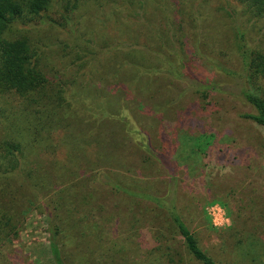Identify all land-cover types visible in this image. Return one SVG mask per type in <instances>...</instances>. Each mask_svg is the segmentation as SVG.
Wrapping results in <instances>:
<instances>
[{
    "label": "trees",
    "instance_id": "16d2710c",
    "mask_svg": "<svg viewBox=\"0 0 264 264\" xmlns=\"http://www.w3.org/2000/svg\"><path fill=\"white\" fill-rule=\"evenodd\" d=\"M86 1L0 0V250L18 238L27 218L26 210L41 212L43 207H50L51 252L56 264H69L61 253L63 242L59 237H68L73 231L82 236L73 217L90 212L101 188L98 193L104 191L109 201L115 194L125 195L129 200H152L170 219L172 229L182 237L194 259L201 264H218L200 246L183 219L177 204L176 175L169 177L170 189L165 196L148 193L144 185L145 170L159 166L170 172L171 165L165 154L154 149V140L146 130L159 119L154 118L152 126L148 125L143 117L149 116L137 112L147 105L142 103L143 107L135 108L136 100L128 103L126 99L132 91V94H141L145 104L154 76L167 72L174 79H183V64L167 57H160L156 65L147 63L145 53L150 52L148 47H153L149 37L145 39L142 33L130 28L118 29V22L103 27L112 32L110 37L103 38L105 45L99 50L89 49L90 40L100 38L89 39L82 33V23L76 13ZM171 1L168 5L173 4ZM189 1L180 0L181 9L177 10L184 16L183 22L159 16L157 19L161 18L163 25L154 29L149 25V14L164 12V8L151 7L148 0H121V3L129 4L126 8L130 13L142 11L141 17L148 20L147 33L158 29L165 34L172 26L175 34L178 31L177 35L173 33V38L179 42L176 36L181 24L187 25L189 20V27L194 26L192 16L196 3ZM234 2L233 5L224 3L222 8L227 10L225 4H229L231 16L237 14L244 18L235 25L232 22L231 29L235 32L241 77L250 87L242 89L240 96L254 110L242 117L252 120L264 131V48L249 46L241 30L243 22L255 25L264 17V0ZM55 33L57 37L65 36L58 44L53 40ZM101 43L96 42L98 46ZM117 47L128 54L137 53L138 58L135 59V53L134 57H122L116 66L119 76L111 79L106 57L110 49ZM47 48H50L49 55ZM178 49L177 56L182 54ZM104 86L108 89H101ZM195 91L202 97L207 96L204 90ZM165 106L158 103L154 108L165 110ZM202 136L209 140L214 135ZM125 141H130L139 155L141 168L137 175L132 174L131 168L123 172L124 168L120 167L125 160L117 152ZM198 148L201 150V144ZM163 255L174 261L170 252ZM155 261L162 264L158 259Z\"/></svg>",
    "mask_w": 264,
    "mask_h": 264
},
{
    "label": "rangeland",
    "instance_id": "374dc122",
    "mask_svg": "<svg viewBox=\"0 0 264 264\" xmlns=\"http://www.w3.org/2000/svg\"><path fill=\"white\" fill-rule=\"evenodd\" d=\"M96 1L87 0L76 13L84 36L100 38L90 40L89 49L99 50L105 43L103 38L112 35L103 27L118 22V29L130 28L142 33L145 39L149 37L153 47H148L151 54L145 53L147 63L156 65L160 57H167L184 66L183 79H174L167 72L154 76L145 104L141 94L130 91L126 95L128 103L136 100L135 108L147 105L137 112L151 117H143L148 125L153 124L154 118L160 120L146 130L154 140V149L165 154L171 165L170 172L159 166L145 170L144 185L148 193L165 196L170 189L169 177L176 175L177 204L200 246L218 264H264V131L242 117L254 110L240 96L242 89L250 87L241 77L231 25L244 18L231 16L229 4H225L227 10L222 8L224 3L235 4L234 0H190L196 3L194 26L189 27V20L187 25L181 24L176 37L182 44L173 38L172 26L165 34L158 29L147 33L148 20L141 17V10H137L139 20L136 19L137 14L126 8L129 4L122 5L121 0ZM170 1L148 0L151 7L164 8V12L149 14L153 29L163 25L161 18L157 19L159 16L183 22V14L177 13L181 9L180 0L178 4L171 1L173 4L168 5ZM235 6L240 10L238 4ZM241 30L249 46L264 48V17L255 25L243 22ZM57 35L54 34L53 40L58 44L65 36ZM98 41L102 42L99 46ZM178 48L182 54L177 56ZM49 49H46L48 55ZM109 51L107 68L109 77L114 79L119 76L116 66L122 57H134L135 52L128 54L118 47ZM220 66L229 72H222ZM195 89L204 90L207 96L202 97ZM158 103L166 105L165 110L154 108ZM202 135L214 136L208 140ZM117 153L125 160L120 166L123 172L128 168L134 175L140 172L139 155L130 141H125ZM100 190L90 212L73 217L82 236L73 231L68 237H59L63 242L61 253L69 264H156V259L162 264H201L187 252L182 237L172 229L170 219L155 202L129 200L122 194L111 195L109 201L104 191L98 193ZM217 204L228 210L230 227L217 228L212 223ZM25 214L27 218L18 238L11 246L1 248L0 255L4 256H0V264H56L50 248L51 208L43 207L41 212L30 208ZM167 252L174 261L163 255Z\"/></svg>",
    "mask_w": 264,
    "mask_h": 264
},
{
    "label": "clouds",
    "instance_id": "9594fccd",
    "mask_svg": "<svg viewBox=\"0 0 264 264\" xmlns=\"http://www.w3.org/2000/svg\"><path fill=\"white\" fill-rule=\"evenodd\" d=\"M217 208V214L216 218L212 221V223L217 227H230L231 226V220L227 216V209L221 208L219 204L216 205Z\"/></svg>",
    "mask_w": 264,
    "mask_h": 264
},
{
    "label": "built area",
    "instance_id": "2783aa9c",
    "mask_svg": "<svg viewBox=\"0 0 264 264\" xmlns=\"http://www.w3.org/2000/svg\"><path fill=\"white\" fill-rule=\"evenodd\" d=\"M214 215H215V213H214Z\"/></svg>",
    "mask_w": 264,
    "mask_h": 264
}]
</instances>
